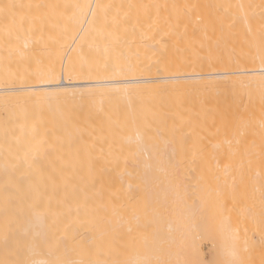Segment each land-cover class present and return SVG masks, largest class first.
Returning a JSON list of instances; mask_svg holds the SVG:
<instances>
[{"label": "bare ground", "instance_id": "obj_1", "mask_svg": "<svg viewBox=\"0 0 264 264\" xmlns=\"http://www.w3.org/2000/svg\"><path fill=\"white\" fill-rule=\"evenodd\" d=\"M0 264H264V0H0Z\"/></svg>", "mask_w": 264, "mask_h": 264}, {"label": "rangeland", "instance_id": "obj_2", "mask_svg": "<svg viewBox=\"0 0 264 264\" xmlns=\"http://www.w3.org/2000/svg\"><path fill=\"white\" fill-rule=\"evenodd\" d=\"M208 246H209V243H206V244H205V247L208 248Z\"/></svg>", "mask_w": 264, "mask_h": 264}]
</instances>
